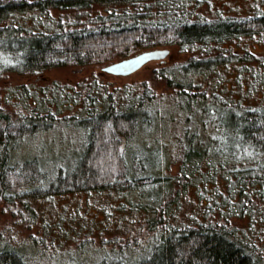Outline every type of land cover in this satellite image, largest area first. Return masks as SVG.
Listing matches in <instances>:
<instances>
[{"label": "trees", "instance_id": "16d2710c", "mask_svg": "<svg viewBox=\"0 0 264 264\" xmlns=\"http://www.w3.org/2000/svg\"><path fill=\"white\" fill-rule=\"evenodd\" d=\"M203 3L209 0H0V54L18 58L9 70L32 74L65 66L109 64L143 49L168 46L180 54L187 52L176 67L179 70L167 76V70L162 72L168 86L177 88V95L184 99L180 112L204 109L208 115L198 118V128L186 127L176 135L177 175L164 174L169 165L162 149L158 174L138 178L127 162L126 149L130 135L139 127V117H149L154 110L156 97L146 89L123 105L115 93H109L80 116L78 123L86 134L74 164L46 174L37 154H18L17 142L35 135L47 123L43 117L53 119V113L17 114L0 105V202L18 213L25 209L33 217L34 202L41 196L103 189L121 194L126 189L150 188L146 198L119 204L117 211L131 215L125 223L134 226L127 230L126 239L114 238L111 245L106 244L110 247L103 244L106 251L93 263L86 262V251L69 264H264V246L253 234L264 221V189H260L264 185V106L246 105L240 114L241 104L229 106L220 85L221 74L230 73L231 63L234 69L246 66L259 53L229 43L264 38V7L258 5L255 13L242 16L208 17L199 12ZM215 75L218 78L213 81ZM92 94L85 98L93 100ZM231 98L235 99L232 94ZM207 129L210 133L204 135ZM246 152L250 153L246 156ZM143 158L144 169L152 168L145 162L150 159ZM133 165L137 170V163ZM204 165L215 187L206 179L199 185L211 190L204 201L198 198L195 215L184 208L191 186L198 181L195 174H202ZM220 177L227 192L219 185ZM233 192L239 193L240 206L234 203ZM257 206L260 215L255 217L250 212ZM245 215L250 231L238 225ZM25 253L0 233V264H29Z\"/></svg>", "mask_w": 264, "mask_h": 264}, {"label": "rangeland", "instance_id": "374dc122", "mask_svg": "<svg viewBox=\"0 0 264 264\" xmlns=\"http://www.w3.org/2000/svg\"><path fill=\"white\" fill-rule=\"evenodd\" d=\"M260 2L261 0H209V4L203 3L198 9L200 14L208 17L219 14L242 16L255 13L258 5L264 7V3L260 4ZM229 44L249 47L259 53L252 61H248L246 66L240 65L239 68L234 69V64L231 63L232 68L227 67V72L229 70L230 73L226 76L221 74L224 80L220 83L224 89V100L230 101L229 106H232L233 102H239L240 114L247 108L246 105H252V109L263 107L264 38L258 36L251 40L243 38L240 41H231ZM158 48L174 50L168 46ZM146 50L150 49H143L140 52ZM181 53L176 49L172 55L164 59L150 60L128 75L103 71L102 67L108 65L107 63L83 67H58L32 74L20 73L8 69V66L18 63L17 57L0 54V105H6L17 114L47 115L51 110L54 115L53 119L43 117L47 123L41 124L35 135L17 142L18 154L22 157L37 154L41 169L46 174L52 173L57 167L69 168L81 153L85 140L86 130L81 123H78L81 122L80 116L87 115L89 110L107 98L109 93H115V97L126 105L149 89L155 95L157 102L151 114L148 113L149 117H139V127L130 135L131 140L128 141L126 159L135 177L139 178L147 173L157 175L158 151L163 149V156L167 158L166 163L168 162L169 165L164 174L174 177L180 167L176 135L181 134L186 127L198 128V118L208 117L204 109L201 111L202 114L190 110L182 114L179 108L184 99L177 95V88L168 86L165 76L168 72L179 70L176 67L187 52ZM164 70H167V73L163 77ZM232 71L235 73L237 71L238 75L234 77ZM216 78L218 76L213 81ZM86 82L89 83V87L85 85ZM89 92L93 93L95 97L93 100L91 97L85 98ZM195 93H199V90L195 89ZM231 94L235 99L231 98ZM71 115L79 117H68ZM187 116L190 117L189 121ZM210 130L202 132L205 135L210 133ZM248 153L250 152H246L245 155L247 156ZM143 157L150 159V163L145 162L153 166V169L148 165L147 169H144ZM135 162L138 165L137 170L133 167ZM206 169L207 166L204 165L202 174H195L198 181L191 186L190 200L184 208L195 215L198 198L201 196V200L204 201L211 190L210 188L207 191L203 190L199 185H202L206 179L210 186L215 187L211 181L212 173ZM222 179L219 178V185L227 192L228 188L225 187L226 184ZM149 189L148 187H142L141 191L126 189L121 194L107 189L101 192L84 190L52 198L41 196L42 198L34 202L36 213L33 217L25 209L18 213L12 206L0 202V233L3 232L4 237L24 249L29 264H69L76 262L75 256L81 257L86 251L88 252L86 262L93 263L107 247H110L107 245H111L114 238L126 239L127 230L134 227L130 226L131 223L129 226L125 223L131 215L117 211L122 200L144 199ZM260 189H264V185ZM226 194L225 196H230L229 193ZM233 194L234 203L240 206L241 202L236 199L239 193L233 192ZM254 198L256 203L261 200L258 197ZM259 210L257 206V209L250 213L257 217L260 215ZM202 211L203 208L200 212ZM214 214L218 215V211ZM197 216L203 217L200 213ZM248 218V215H245L244 220H238L240 229L250 227ZM138 225L139 223L136 227ZM259 226V229L254 228L257 231L253 230V234L264 246V232H262L264 221H261ZM133 233H136V230ZM103 244H107V247L101 248L105 246H102Z\"/></svg>", "mask_w": 264, "mask_h": 264}, {"label": "water", "instance_id": "95a60500", "mask_svg": "<svg viewBox=\"0 0 264 264\" xmlns=\"http://www.w3.org/2000/svg\"><path fill=\"white\" fill-rule=\"evenodd\" d=\"M170 54L168 48H156L140 52L122 60L112 62L103 67V70L117 75H128L153 59H164Z\"/></svg>", "mask_w": 264, "mask_h": 264}]
</instances>
